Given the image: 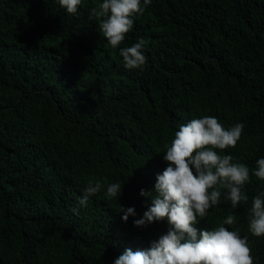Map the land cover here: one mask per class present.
<instances>
[{
  "label": "trees",
  "instance_id": "1",
  "mask_svg": "<svg viewBox=\"0 0 264 264\" xmlns=\"http://www.w3.org/2000/svg\"><path fill=\"white\" fill-rule=\"evenodd\" d=\"M102 2L73 16L58 0H0V264H112L147 248L167 221H133L192 119L242 123L236 147L216 151L249 169L264 158V0H152L115 49L90 19ZM140 39L147 62L127 70L119 49ZM90 180L104 187L81 206ZM117 181L120 197L107 198ZM244 191L247 202H221L196 227L239 228L264 264V236L248 231L264 182L250 175ZM121 206L136 215L122 221Z\"/></svg>",
  "mask_w": 264,
  "mask_h": 264
},
{
  "label": "clouds",
  "instance_id": "2",
  "mask_svg": "<svg viewBox=\"0 0 264 264\" xmlns=\"http://www.w3.org/2000/svg\"><path fill=\"white\" fill-rule=\"evenodd\" d=\"M152 0H103L90 10V19L99 21V30L112 48L125 40ZM67 14L77 15L82 0H58ZM145 42L140 39L130 47L119 49L123 66L127 70L141 68L147 62ZM244 125L236 123L227 129L214 116L192 119L179 126L174 139L166 145L163 160L167 167L155 177L154 193L150 206L143 216L133 221L136 227L167 221V231L144 249L125 248L112 264H253L248 237H241L240 230L219 226L212 230L196 227L207 216L208 210L221 202L235 210L249 197L245 185L254 175L264 182V158L256 160V167L249 169L243 163H234L233 156L216 151L235 148ZM104 185L90 180L79 201L85 206L90 197L101 192ZM122 183L108 184L106 197L118 199ZM144 189L140 195L147 199ZM74 212L77 209H73ZM122 221L135 216L133 207L121 206ZM236 222L234 214L228 215L223 224ZM248 231L255 237L264 236V192L252 198L249 209Z\"/></svg>",
  "mask_w": 264,
  "mask_h": 264
}]
</instances>
